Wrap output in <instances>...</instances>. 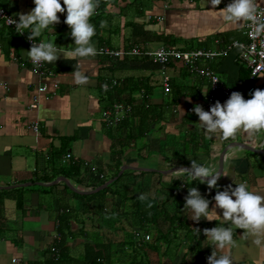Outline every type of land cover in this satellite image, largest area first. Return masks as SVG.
Segmentation results:
<instances>
[{
	"label": "crops",
	"instance_id": "1",
	"mask_svg": "<svg viewBox=\"0 0 264 264\" xmlns=\"http://www.w3.org/2000/svg\"><path fill=\"white\" fill-rule=\"evenodd\" d=\"M98 2L104 6L100 7ZM98 2L95 14L104 8L102 16L90 19L95 27L92 41L96 54L70 58L68 53L74 41L69 26L61 28L59 22L54 32L45 31L37 39H55L65 53V58L61 54L56 62H44L51 74L44 78L31 70L28 50L32 45L0 21V186H16L0 190L7 192L1 198L0 264L45 263L52 255V247L58 248L62 241L58 231L62 215H71L72 219L61 264H84L89 247L95 249L94 254L99 249L109 251V258L116 264L146 263L154 257L157 259L153 261L162 264H181L187 253L184 233L179 240L172 235L169 241L158 243L156 236L148 232L152 225L141 222L133 197L155 198L167 216L180 215L193 226L206 224L212 228L228 225L205 218L196 223L182 211L189 187H197L209 199L210 209L214 207L216 192L230 184L235 187L236 183H246L251 190L264 195V132L251 134L242 130L233 138L224 139L205 134L198 126V116L191 109L197 104L204 108L211 91L207 78L191 74L183 63L174 62L169 68L171 91L166 92L160 68L150 59L110 58L98 53L105 46L115 50L135 46L156 49L162 45L219 50L232 46L228 54L202 62L201 67H212L223 84L249 99V86L261 78L252 79L250 75V83L244 79L241 83V71L250 69L238 60L240 50L233 46L235 42H247L245 22H223L221 11L230 0H222L216 9L207 0ZM0 3L17 17L35 6L33 0ZM258 7H264V0H255V8ZM57 15L64 21L66 13ZM21 62H26V66ZM77 79L84 82L77 83ZM113 79L119 80L120 85L105 90L103 84ZM55 82L58 89L53 87ZM43 83L49 91L41 94L38 88ZM201 89H208L206 96ZM34 98H39L37 108L30 107ZM120 103L133 106V112L118 126L107 127L103 111ZM147 109H152L151 113H146ZM36 123L38 133L33 130ZM227 146L230 148L225 155L224 171L216 188L209 190L206 183H191L183 170L171 171L176 167L190 168L193 159L217 172ZM69 153L75 164L88 162L104 172L108 180L117 176L123 166H129L108 194L104 212L87 213L85 207L92 202L75 196L72 192L78 193L64 182L37 185L50 184L64 176L80 191L96 188L93 184L99 179L87 167L78 175L63 173L72 166L63 161ZM29 183L32 185L19 186ZM210 211L216 215L214 209ZM217 212L220 214L221 210ZM167 221L159 222L164 231L170 230ZM139 223L141 230H137ZM135 230L150 234L152 239H135L136 245L127 244L128 236L135 234ZM242 233V229L233 227L235 247L229 245L221 251L232 255L237 264H264V239L257 245L253 237ZM151 241L160 248L153 252L141 249ZM120 245H125L121 246L124 251ZM213 250V246L207 245L206 256Z\"/></svg>",
	"mask_w": 264,
	"mask_h": 264
},
{
	"label": "clouds",
	"instance_id": "2",
	"mask_svg": "<svg viewBox=\"0 0 264 264\" xmlns=\"http://www.w3.org/2000/svg\"><path fill=\"white\" fill-rule=\"evenodd\" d=\"M98 0H33L34 8L28 13H18V20L12 18L10 24H15V32L23 35L28 33L27 39L33 41L28 50V56L34 64L42 62H56L65 53L57 47L55 39H48L37 43V39L47 32H54L56 24L60 22L58 13H66L64 23L70 28L69 35L73 38L74 47L68 56L70 58H86L94 56L96 49L92 38L95 27L90 18L95 14ZM213 9L222 0H207ZM63 5V6H62ZM225 24H239L243 22L258 23L255 0H230L221 11ZM260 27L264 28V25ZM218 80H213V83ZM77 83H83L77 79ZM205 96L208 89H201ZM181 109V108H180ZM192 112L198 116L199 128L208 135H220L224 139L233 138L239 131L251 134L264 132V90L256 89L250 99H245L242 93L234 91L224 102L216 101L209 110L197 104ZM181 116L184 114L181 109ZM184 172L193 181L206 183L209 190L217 187L221 175L213 172L209 166L199 164L192 159L191 167ZM187 183L188 181L185 180ZM215 204L209 208L210 201L205 198L197 187H189L185 196L182 211L192 221L199 223L202 218L208 221L216 220L224 226L203 229L206 245L213 246L211 255L207 257V264H237L235 258L221 250L229 245L235 247L233 227L242 229V234L254 238V243L261 244L264 239V195L251 190L246 183L228 185L224 190L217 191L213 197ZM215 210L216 215L210 210ZM217 209L221 210L218 214ZM198 229V228H197ZM200 235V230L198 229Z\"/></svg>",
	"mask_w": 264,
	"mask_h": 264
},
{
	"label": "built area",
	"instance_id": "3",
	"mask_svg": "<svg viewBox=\"0 0 264 264\" xmlns=\"http://www.w3.org/2000/svg\"><path fill=\"white\" fill-rule=\"evenodd\" d=\"M256 15L258 23L253 24L251 22H245V36L247 38V42H235L233 47H237L240 50L238 55V60L246 65L247 68L251 71L252 79L261 78L260 82H253L252 85L249 86L247 90L248 98L250 99L252 93L256 89L264 90V28L260 27L264 25V7L256 8ZM12 18L18 20V17L13 15L9 10H7L0 3V21L3 25L10 29L15 30V24H10ZM16 31V30H15ZM21 37L26 38L27 42L32 45L33 41H29L27 39V32L23 35L19 34ZM39 43L38 41H36ZM220 43V41H217ZM232 46L226 47L224 49H204L198 48L194 50H186L180 49L170 45H162L157 47L156 49L144 48L141 46H135L130 49L123 50H115L109 47H102L98 51L99 54L110 57V58H122L127 56H137L148 58L157 64L161 71L162 83L165 87L166 92L171 91V77L169 74V68L174 62H181L185 65L189 72L194 75H201L207 78L210 82L211 91L207 96L206 101L204 103V110H209L210 107L216 102L220 101L224 103L234 92L233 89L227 87L222 83L220 76L217 72L210 66L201 67L202 62H212L226 54H228L229 50ZM31 63V70L40 76L41 78L48 77L51 75L47 69L45 68L44 62L40 64H34L32 60L29 61ZM22 66H26V62H21ZM213 80H218L213 83ZM120 85V81L117 79L108 80L103 84L105 90H112ZM54 89H58V83H54ZM49 91V87L46 83H43L39 86V93H46ZM39 98H34L33 103L31 104V108L38 107ZM133 112V106L125 103L116 104L110 108H107L103 111L102 118L104 124L107 127H116L121 124L131 113ZM35 132H39V124L36 123L33 127ZM63 161L70 164H75L76 161L73 158L72 154H66L63 157ZM84 167L89 168V170L95 174L99 180L105 179L106 175L104 172L100 171L98 167L89 164L88 162L83 163ZM136 239L140 241H150L152 236L150 234L136 231L135 232ZM52 256L58 260L59 259V249L57 247H52L51 249ZM17 260L15 259L14 262Z\"/></svg>",
	"mask_w": 264,
	"mask_h": 264
},
{
	"label": "trees",
	"instance_id": "4",
	"mask_svg": "<svg viewBox=\"0 0 264 264\" xmlns=\"http://www.w3.org/2000/svg\"><path fill=\"white\" fill-rule=\"evenodd\" d=\"M98 5L100 7L104 6V4L98 2ZM98 6V7H99ZM104 8L102 9V11ZM102 11L96 12L94 16H92L90 19H95V17H101L102 16ZM60 27L63 28L66 24L64 21H60ZM13 33H16L15 30H12ZM19 35V34H17ZM173 46V45H170ZM251 72L247 69H244L240 73L241 77V83L242 80L244 79L245 82L250 83L251 78H250ZM103 87V86H102ZM152 109H147L146 113H151ZM83 163L80 164H75L72 165L71 167L67 168V170H64L65 175H70V174H75L78 175L83 169H84ZM123 176H121L116 182H114L109 188L100 191L96 194L93 195H85L81 196L79 194H76L72 192L75 196L78 198L82 199H87L88 201L92 202L89 203V205H86L85 211L88 212H93V213H101L104 212V210L107 208L108 202H109V197L108 194L114 189V186L118 184V181L121 180ZM108 178L98 180L97 182H94L93 187H98L102 184H104ZM3 193H7L6 191L0 192V211L1 208H3V204L1 202V198ZM124 200L128 199L127 197L123 198ZM135 201H137V206H139V217L141 222L146 221L152 225V228L150 231L153 236H156V240L159 242L161 241H169V237L173 235L176 240H179V237L181 236V232L184 233V244L187 246V253L184 254L183 260L181 264H207V240L205 239V236L203 234V229L205 228H210V226L206 224H197L196 226H193L190 224L186 218H182L180 215L175 216V214L171 216H167L164 208L159 204L158 200L155 198H148V197H143V196H136L133 197ZM148 207V209H147ZM167 216V218H165ZM71 215H62L60 217V222H59V233L62 235V241L58 243V248H59V259L56 260L52 255L49 257L45 263L43 264H61V260L65 257V252H66V236L68 235V231L70 230V223H71ZM168 219V223L170 224V230L164 231L161 229L160 221H164ZM139 228L137 230L143 229V226L141 223H139ZM200 230V235L198 234V229ZM136 231V230H135ZM153 237V238H154ZM136 237L135 234H130L128 236V242L127 244L131 245H136ZM124 247L125 245H120V248ZM160 248L159 245H156L154 241L147 242V244L141 248L150 250V251H156ZM122 251H124L125 248H121ZM135 251H138L135 248ZM95 249L93 250L91 247H89L87 254H86V259L84 264H116L115 262L112 261V259L109 258V251H105L107 253H104V250L99 249L95 254ZM94 254V255H91ZM191 254V255H189ZM187 256L190 257L189 260H187ZM112 261V262H111ZM136 264H162L160 262H155L153 260H150L149 262L142 263L137 262Z\"/></svg>",
	"mask_w": 264,
	"mask_h": 264
},
{
	"label": "water",
	"instance_id": "5",
	"mask_svg": "<svg viewBox=\"0 0 264 264\" xmlns=\"http://www.w3.org/2000/svg\"><path fill=\"white\" fill-rule=\"evenodd\" d=\"M232 145H242V144H239V143L235 144L234 143ZM229 148L230 147L227 146L223 150V152H222V154L220 156V163H219V169H218V171L221 173V175L223 174V171H224L225 155L228 152ZM249 150L256 152V150L253 149V148H251V147L249 148ZM128 167L129 166H123V168L121 169V171L119 172V174L117 176H115V177L107 180L104 184H102V185H100V186H98V187H96V188H94L92 190H88V191H80V190L76 189L64 176H60L59 178H57V180H55L54 182H52L50 184H44V183H41V182H37V185H41V186H43V185L44 186H46V185L47 186H52V185H57L59 182H64L71 190L77 192L80 195H93V194H96V193H98L100 191H103V190L109 188L114 182H116L119 179V177H121L123 175L124 171ZM136 169L137 170H141L142 168H136ZM184 169H188V167H185V166H183V167H176V168H173L171 171L172 172H176V171H180V170H183L184 171ZM149 171H155V170H149ZM221 175H220V177H221ZM29 185H32V183H29V184H21L19 186H29ZM14 187H16V186L15 185L8 186V187H1L0 186V190H3V189H5V190H7V189H13Z\"/></svg>",
	"mask_w": 264,
	"mask_h": 264
},
{
	"label": "rangeland",
	"instance_id": "6",
	"mask_svg": "<svg viewBox=\"0 0 264 264\" xmlns=\"http://www.w3.org/2000/svg\"><path fill=\"white\" fill-rule=\"evenodd\" d=\"M119 182H120V181H118V184H119ZM116 186H117V185H116ZM116 186H114V187H116ZM35 187H36V188H39V187H37V186H35ZM152 229H153V228H152ZM153 259H157V257L152 258V260H153Z\"/></svg>",
	"mask_w": 264,
	"mask_h": 264
}]
</instances>
